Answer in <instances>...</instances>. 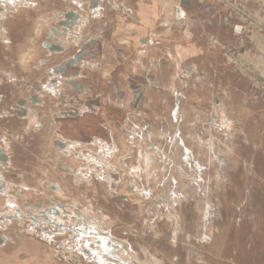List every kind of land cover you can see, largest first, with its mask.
I'll return each mask as SVG.
<instances>
[{
  "label": "rangeland",
  "instance_id": "1",
  "mask_svg": "<svg viewBox=\"0 0 264 264\" xmlns=\"http://www.w3.org/2000/svg\"><path fill=\"white\" fill-rule=\"evenodd\" d=\"M63 1L34 11L45 24L36 43L56 50L85 37L76 62L55 65L43 51L59 101L44 163L29 169L34 190L10 181L0 150V264H264V2L229 0L232 12L208 0L217 9L205 18L195 0L188 10L189 0H161L164 36L187 32L192 14L205 19L231 76L211 67L205 88V76L180 71L178 55L140 73L86 67L98 52L90 34L102 31L118 48L127 39L104 24V1L94 14L89 0H74L86 9Z\"/></svg>",
  "mask_w": 264,
  "mask_h": 264
},
{
  "label": "crops",
  "instance_id": "2",
  "mask_svg": "<svg viewBox=\"0 0 264 264\" xmlns=\"http://www.w3.org/2000/svg\"><path fill=\"white\" fill-rule=\"evenodd\" d=\"M37 1L0 0V57L9 55L16 60L15 63L7 66L0 65V150L4 151L9 158L8 162L12 171L10 181L20 184L19 186L24 190L35 188L36 182L29 176V169L44 163L49 145L47 122L49 119L54 120L58 111L56 105L59 101L57 100L58 91L49 87L50 73L45 61L48 54L44 52L49 50L53 52L52 54L58 59L54 62L55 65L64 64L66 63L64 61L73 55L76 57L78 45L85 37L80 32L79 38L61 42V44L64 43L63 49L52 50L42 40L37 44L36 38L40 37L45 24L41 23L42 20L35 21L33 14L39 8V4L42 7L51 0ZM81 1L68 0L67 2L76 4V8L86 9L87 7H84ZM103 1L107 9L104 24L113 25L112 28L120 26L123 29L122 36L127 39V43L121 48L111 47L109 40L113 39L106 38L102 31L96 35L90 34V39L95 41H93V47L98 49V52L92 61L85 64L86 67L97 71H109L115 66H122L127 74L140 73L148 71L150 67L156 68L162 65V58L170 54L171 57L175 58L178 55L179 59L181 58L177 64L181 72L195 79L205 76L202 79L205 88L213 86L207 75L213 70L211 67L218 68L220 72L227 74L224 66H221L218 52L211 48L210 34L203 27L205 23L203 17L210 18V15L216 11L214 4L212 3V6L208 0L184 1L186 9L188 4L192 6V2H196L197 7H202L204 16L197 18L193 17V14L190 15L188 31L185 30L182 34L175 32L172 36H164L165 34L157 29L161 0H89L87 6L93 12L92 14ZM76 17L75 15L74 18ZM91 18H94V15ZM96 19H102V17L97 16ZM223 22L225 25L229 24V21L227 22L224 18ZM1 42H7L4 51ZM22 57H32L36 62L22 64L19 60ZM74 57L70 62H76L73 60ZM58 67L53 69L59 73L61 69ZM2 74H5L6 79H3ZM82 88L85 91L84 87ZM234 89L238 90L236 87ZM16 194L18 196L22 193L16 192ZM33 205L36 204L30 206ZM41 205L44 207L42 203ZM15 212L18 214L16 208ZM33 241L42 243L36 238H33ZM34 245L42 249L36 242ZM42 256L41 252L38 258Z\"/></svg>",
  "mask_w": 264,
  "mask_h": 264
},
{
  "label": "built area",
  "instance_id": "3",
  "mask_svg": "<svg viewBox=\"0 0 264 264\" xmlns=\"http://www.w3.org/2000/svg\"><path fill=\"white\" fill-rule=\"evenodd\" d=\"M259 1H262V2H264V0H259ZM218 2H222V3H224V4H227L230 8H231V10H232V12H234V10H235V8H237L236 6V4H234V3H232V2H230L229 0H218ZM221 3V4H222ZM244 15H246L244 12H242ZM248 16H249V18H251L250 17V15L248 14ZM185 19H186V13L184 12V14L183 15H181V18H180V20L178 21V24H183V23H185ZM254 21V20H253ZM240 28H241V26H240ZM240 28H239V32H240ZM249 71H251V70H249Z\"/></svg>",
  "mask_w": 264,
  "mask_h": 264
},
{
  "label": "bare ground",
  "instance_id": "4",
  "mask_svg": "<svg viewBox=\"0 0 264 264\" xmlns=\"http://www.w3.org/2000/svg\"><path fill=\"white\" fill-rule=\"evenodd\" d=\"M175 14H176V17H177L176 19H177V20H180V18H181V15H183V14H184V12H183V10H182V9H180V8H177V9H176V13H175ZM175 14H174V15H175Z\"/></svg>",
  "mask_w": 264,
  "mask_h": 264
},
{
  "label": "water",
  "instance_id": "5",
  "mask_svg": "<svg viewBox=\"0 0 264 264\" xmlns=\"http://www.w3.org/2000/svg\"><path fill=\"white\" fill-rule=\"evenodd\" d=\"M65 17H68L69 15L68 14H64ZM56 47V46H55Z\"/></svg>",
  "mask_w": 264,
  "mask_h": 264
}]
</instances>
